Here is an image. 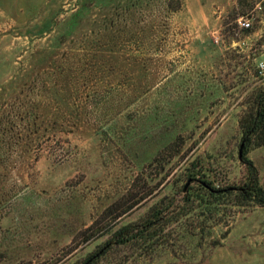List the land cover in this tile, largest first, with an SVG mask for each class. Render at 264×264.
<instances>
[{
  "label": "rangeland",
  "instance_id": "obj_1",
  "mask_svg": "<svg viewBox=\"0 0 264 264\" xmlns=\"http://www.w3.org/2000/svg\"><path fill=\"white\" fill-rule=\"evenodd\" d=\"M263 47L264 0H0V264H82L107 207L144 196L114 230L182 204L189 168L185 190H236L94 264H264V205L238 194Z\"/></svg>",
  "mask_w": 264,
  "mask_h": 264
},
{
  "label": "trees",
  "instance_id": "obj_2",
  "mask_svg": "<svg viewBox=\"0 0 264 264\" xmlns=\"http://www.w3.org/2000/svg\"><path fill=\"white\" fill-rule=\"evenodd\" d=\"M238 125L241 132V142L239 146V148H241V155L239 157L241 162L245 164L249 174L248 181L238 189V194L242 201H252L263 206L264 187L258 182L257 169L252 160L247 156V153L252 145H264V79H262L261 84L256 87L246 115L239 118ZM193 167H195V165H193ZM194 175L192 169L189 168L186 174L188 182H186L181 189L184 191L182 204L177 203L173 206V200L165 205L160 203L155 204L149 209L146 215L139 220L119 225L114 230H112L113 227L116 226V222L114 221L132 209L139 203V199L144 196L133 201H131V198L126 200L131 201L129 204H126L123 198L113 202L104 212V215H112L113 222L108 228L99 232V235H101L111 231L110 240L100 247V252L96 251L89 254L82 264H94L114 246L122 247L131 245L146 250L153 245L152 243L161 244L163 236L165 237L167 224L182 219L183 216L189 214L197 207L204 205L209 209L211 207L210 203L221 200L222 198H229L228 196L236 190V188L233 187H215L213 182L206 179L198 180L196 186L189 187L185 190V187H187L190 181L196 179ZM171 206L174 208L170 209ZM97 224L98 220L86 227L82 233H91L92 230L96 228Z\"/></svg>",
  "mask_w": 264,
  "mask_h": 264
},
{
  "label": "built area",
  "instance_id": "obj_3",
  "mask_svg": "<svg viewBox=\"0 0 264 264\" xmlns=\"http://www.w3.org/2000/svg\"><path fill=\"white\" fill-rule=\"evenodd\" d=\"M236 23L239 29H248L250 27V21L246 18L240 17L236 20ZM255 67H256L258 76L261 79H264V47H263V50L261 52L259 59L256 61Z\"/></svg>",
  "mask_w": 264,
  "mask_h": 264
},
{
  "label": "water",
  "instance_id": "obj_4",
  "mask_svg": "<svg viewBox=\"0 0 264 264\" xmlns=\"http://www.w3.org/2000/svg\"><path fill=\"white\" fill-rule=\"evenodd\" d=\"M241 155V148H239V156Z\"/></svg>",
  "mask_w": 264,
  "mask_h": 264
}]
</instances>
